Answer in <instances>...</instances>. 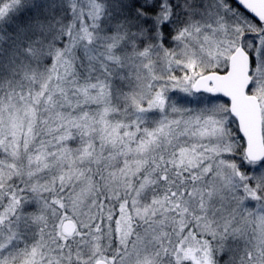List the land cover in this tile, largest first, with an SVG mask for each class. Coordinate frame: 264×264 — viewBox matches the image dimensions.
<instances>
[{"label": "snow or ice", "instance_id": "6c2138e0", "mask_svg": "<svg viewBox=\"0 0 264 264\" xmlns=\"http://www.w3.org/2000/svg\"><path fill=\"white\" fill-rule=\"evenodd\" d=\"M0 264H264V0H0Z\"/></svg>", "mask_w": 264, "mask_h": 264}]
</instances>
